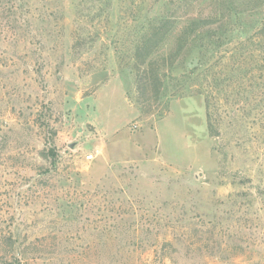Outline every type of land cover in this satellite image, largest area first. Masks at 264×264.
<instances>
[{"label": "rangeland", "instance_id": "374dc122", "mask_svg": "<svg viewBox=\"0 0 264 264\" xmlns=\"http://www.w3.org/2000/svg\"><path fill=\"white\" fill-rule=\"evenodd\" d=\"M18 263L264 264V0H0Z\"/></svg>", "mask_w": 264, "mask_h": 264}, {"label": "built area", "instance_id": "2783aa9c", "mask_svg": "<svg viewBox=\"0 0 264 264\" xmlns=\"http://www.w3.org/2000/svg\"><path fill=\"white\" fill-rule=\"evenodd\" d=\"M94 158V155L93 154H90L89 156H88V159L89 160H91V159H93Z\"/></svg>", "mask_w": 264, "mask_h": 264}, {"label": "trees", "instance_id": "16d2710c", "mask_svg": "<svg viewBox=\"0 0 264 264\" xmlns=\"http://www.w3.org/2000/svg\"><path fill=\"white\" fill-rule=\"evenodd\" d=\"M18 264H20V263H18Z\"/></svg>", "mask_w": 264, "mask_h": 264}]
</instances>
